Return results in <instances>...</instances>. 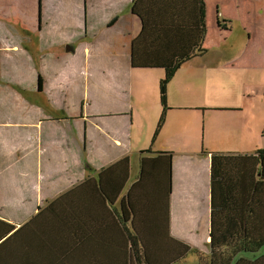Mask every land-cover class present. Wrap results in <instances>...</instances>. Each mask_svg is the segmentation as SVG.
<instances>
[{
    "label": "crops",
    "instance_id": "crops-1",
    "mask_svg": "<svg viewBox=\"0 0 264 264\" xmlns=\"http://www.w3.org/2000/svg\"><path fill=\"white\" fill-rule=\"evenodd\" d=\"M108 1L86 3L90 2L89 7L99 3L106 12L113 4ZM141 1L148 9L170 7L168 25L176 30L179 24L190 33L192 51L198 38L194 26L198 0ZM203 1V41L197 46V55L178 69L194 66L196 93L178 89L172 96L170 80L161 129L154 138L151 128L137 134L134 145L131 111L128 116L122 111L108 113L105 107L111 99L106 95L92 90L82 97L72 90L80 62L93 60L96 71L101 65L107 72L109 78L101 73L104 85L118 83L122 99L127 83L129 88L131 84L130 55L135 39L129 36V26L125 25L126 36L122 35L127 39L123 47L110 48L109 41H104L91 50H78L69 33L48 61L52 63H44L36 72L25 49L28 38L40 34L39 23L36 27L31 11L29 21L27 17L18 19V12L11 15L10 0H0V85L12 83L21 91L26 88L34 103H25L24 110L14 109L16 97L22 95L6 94L13 97L6 101L8 97L0 94V264H38L51 254L38 250L54 247L57 233L66 235L71 253L62 257L68 255L72 263L106 260L107 254L121 262L116 249L126 240L124 230L135 240L136 236L145 241L157 237L158 252L163 253L169 240L188 247L191 252L175 264H214L209 246L210 154L251 155L264 150V0ZM41 2L49 5L50 0ZM39 5L37 0L38 15ZM70 7L76 11L74 28L92 38L95 26L90 23L96 22L92 13L83 21L79 0ZM52 12L53 16L58 13ZM47 15L52 17L51 12ZM107 15L108 28L123 21L115 14ZM146 20L150 23L153 18ZM66 46L72 50H64ZM172 59L151 66L165 69L176 58ZM153 106L158 119L161 105L154 102ZM62 113L67 115L61 117ZM65 117L69 119L63 120ZM114 118L119 121L112 127L109 121ZM147 150L151 153H143ZM161 152L172 153V172L159 159L141 176V159ZM64 197L65 209H59L56 202ZM82 245L88 254L76 255L73 251L76 247L81 250ZM241 259L243 264H264V248Z\"/></svg>",
    "mask_w": 264,
    "mask_h": 264
},
{
    "label": "rangeland",
    "instance_id": "rangeland-1",
    "mask_svg": "<svg viewBox=\"0 0 264 264\" xmlns=\"http://www.w3.org/2000/svg\"><path fill=\"white\" fill-rule=\"evenodd\" d=\"M76 1L78 2V0ZM109 1L108 4L110 3ZM73 2L74 0H50L48 5L40 0L38 15L37 0H10L9 10L11 5V15H17L18 19L23 17L25 19L27 17L28 19L31 11L33 12V18L36 20V27H38L39 23L40 34H35L32 40L29 37L30 43L25 49L30 52L33 58L32 61L36 72H38V69L39 71L42 69L44 63H52L48 61L52 59V55L57 50L56 48L61 46L63 42L62 39L66 38L69 33L72 34L71 37L74 39L73 45H75L78 50L83 47L91 50L94 47L100 46L104 41H109L108 47L110 48L118 46L123 47L127 45V39L124 38L126 36L125 32H127L125 25L129 26V36L135 39L134 43L131 44L133 48V50H131V52H133V60L130 55L131 84L129 88V82L127 83L126 90L123 91L124 95H122V99L119 96L118 83H109V81H107V84L104 85L101 73L105 72L104 77L109 78L107 72L101 65L97 67L96 71L94 69L95 64H93V60L86 61L84 64L80 62L81 68L76 71L73 76L72 82L76 84H73L72 90L76 94L81 93L79 96L82 97L83 93L91 92L92 90L106 95V98L111 99V102L107 103L108 105L105 107L108 113L122 111V114L126 113L128 116L131 111L133 130L132 142L135 145L137 134L143 135L150 128L153 130L156 129L161 115L160 112H162L159 101L158 85L159 81L164 77L165 69L151 66V64H168L169 62H173L174 59H172V57L176 58L189 54L192 45L190 33L182 30L183 26L179 24L176 30L168 25V23H170L171 13L170 7L165 5L156 9L150 6L148 9V7H146L147 4H141L142 1L140 0H129L128 2H122L120 4L112 0L113 4L108 5V7L105 8L107 11L104 12L103 7L99 3L91 4V7H89L90 2L87 4L86 0H79L83 21H85L86 14L89 16V13H92L93 18L96 20V22L92 21L90 23L95 26V28L93 27L95 31L94 36L90 38L88 35L87 38H85L83 37V30L81 28H74L72 18H74L73 16L76 11L70 10V5ZM41 4L43 5V9ZM54 10L55 13L60 11L57 15L53 16L54 13L52 11ZM16 12L19 14L15 15ZM50 12L52 17L47 15V13ZM107 14H115L118 19H122L123 21L115 23L116 26L114 28H108L109 25L105 22V17H108ZM147 18H149V20L153 18L151 22L153 24L155 23V25H151V22L147 23ZM14 19L16 18L14 17ZM186 24L188 25L189 21H186ZM22 26L24 25L22 24ZM30 27L32 28V25H30ZM15 28L17 27L15 26ZM144 28L147 33L142 36V29ZM77 36L78 38H76ZM54 37H57V39H54ZM67 48L70 49L71 47L66 46L64 50H67ZM70 50H72V48ZM110 55L114 57L116 53ZM107 58L109 60L111 59L110 56ZM194 75L195 68L193 65L186 69L177 70L175 77L173 76L174 78L171 79V86L169 88L172 96L178 93V89L185 90L187 94H195L196 88H193V86H195ZM178 84H181V87ZM185 84H187L186 88H184ZM0 88H3L0 94L4 96H6V94L22 95L20 99H18V96L16 97L17 103L13 107L14 109L24 110L25 103L30 105L34 104L31 96L27 97L26 88H23L24 91H21L19 85L15 86V84L12 83L9 85H0ZM6 97H8L6 101L13 98L12 96L11 98L10 96ZM154 102L160 107L158 119L153 106ZM65 115L67 114L62 113L61 117ZM43 119L45 118L43 117L42 120ZM62 119L67 120L69 117ZM118 121V118H114V120H110L109 122L112 123V127H114V124ZM16 157L18 160L20 159L18 151L16 152Z\"/></svg>",
    "mask_w": 264,
    "mask_h": 264
},
{
    "label": "trees",
    "instance_id": "trees-1",
    "mask_svg": "<svg viewBox=\"0 0 264 264\" xmlns=\"http://www.w3.org/2000/svg\"><path fill=\"white\" fill-rule=\"evenodd\" d=\"M141 1V0H140ZM40 4V0H39ZM199 13L194 24L197 31V45L185 56L176 57L174 63L164 70V77L159 81V101L162 112L159 117L153 138L161 129L165 120L166 86L175 75L176 71L187 61L197 55V46L201 44L205 34V4L198 0ZM40 6V5H39ZM144 34H142L143 36ZM133 60V59H132ZM42 79L38 77V90L41 91ZM143 153H151L150 150ZM159 159L172 172V153L161 152L151 159H141L140 173L143 176L150 165H155ZM124 168L126 175L127 161ZM99 184L102 186L101 176ZM66 198L57 200V207L65 209ZM54 209H58L57 207ZM64 205V206H63ZM124 214H125V209ZM126 240L121 247H117V259L121 253V262L114 261L113 256L104 260L91 258V261L78 260L72 263L70 257H62L69 252L66 235L57 233L54 247L41 248L38 252L51 253L45 260L38 264H175L189 254L191 250L179 246L174 240H169L168 246L160 250L157 237L149 240L140 236L132 238L124 230ZM38 235V231H37ZM210 255L214 264H229L232 258L239 256L235 264H243L242 255L257 254L264 248V150H259L251 155L210 154ZM114 248H112V251ZM77 254H88L82 245L73 251ZM53 253V254H52ZM92 257V256H90ZM248 264V263H247Z\"/></svg>",
    "mask_w": 264,
    "mask_h": 264
},
{
    "label": "water",
    "instance_id": "water-1",
    "mask_svg": "<svg viewBox=\"0 0 264 264\" xmlns=\"http://www.w3.org/2000/svg\"><path fill=\"white\" fill-rule=\"evenodd\" d=\"M67 50H69V48H67Z\"/></svg>",
    "mask_w": 264,
    "mask_h": 264
}]
</instances>
